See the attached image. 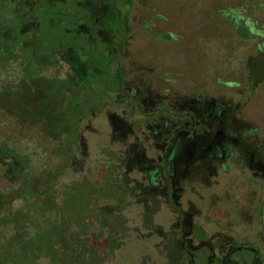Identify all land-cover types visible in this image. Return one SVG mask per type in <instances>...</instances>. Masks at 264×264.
<instances>
[{
  "label": "rangeland",
  "instance_id": "rangeland-1",
  "mask_svg": "<svg viewBox=\"0 0 264 264\" xmlns=\"http://www.w3.org/2000/svg\"><path fill=\"white\" fill-rule=\"evenodd\" d=\"M15 8L32 10L21 35ZM1 12L2 37L16 44L0 65V131L33 125L48 138L35 165L58 169L30 182L19 159L0 156V217L16 215L10 246L28 253L18 264H224L230 234L245 224L247 186L238 197L199 161L179 205L170 199L178 104L164 89L193 98L238 83L264 116V0H0ZM175 121L173 151L191 152L203 124ZM213 160L221 183L222 159Z\"/></svg>",
  "mask_w": 264,
  "mask_h": 264
},
{
  "label": "flooded vegetation",
  "instance_id": "flooded-vegetation-1",
  "mask_svg": "<svg viewBox=\"0 0 264 264\" xmlns=\"http://www.w3.org/2000/svg\"><path fill=\"white\" fill-rule=\"evenodd\" d=\"M233 21L237 26L236 30L242 36H247L243 32L245 27L240 25L244 19L239 16ZM230 85L233 86L232 83ZM235 87V93L233 91L229 95L224 93L221 87V94L214 92L215 96H212L202 90L201 94L194 92L193 98H189V95L180 90L171 91L168 87L164 89L167 95L172 97L173 103L178 104H174V109H170V199L179 205L177 197L186 195L190 183L187 181V171L192 164L199 161H205L212 167V183L223 186L227 182H233L236 190L234 194L238 197L243 194L241 186H247L248 209L245 224L240 229L236 227L230 234L227 243L231 246L223 255V263L264 264V116L257 113L256 105L253 108L250 105L252 90L247 91L249 94L244 97V90L238 87V83ZM257 106L264 109V102ZM177 118L193 119L203 124L201 139L196 141L197 144H194L191 152L173 151L174 141L182 126L176 123ZM216 157L222 159L221 168L225 172L221 183H217L215 178L217 167L213 159ZM196 168L201 170L200 164ZM232 173L235 178L229 180L228 177ZM212 191L215 190H209L210 193ZM205 244L204 241L190 248L202 249ZM239 249L247 250L249 257L245 258L239 254Z\"/></svg>",
  "mask_w": 264,
  "mask_h": 264
},
{
  "label": "trees",
  "instance_id": "trees-1",
  "mask_svg": "<svg viewBox=\"0 0 264 264\" xmlns=\"http://www.w3.org/2000/svg\"><path fill=\"white\" fill-rule=\"evenodd\" d=\"M120 1L123 3L130 2V0H120ZM3 10L4 9H2V11ZM8 11H10V13L12 12V15L14 16V19L12 21V26L15 29V32L17 31L18 35H21L20 26H22L21 24L23 20L32 21L33 15L29 14L30 11L32 10H30L29 8H25V9L15 8L12 11L10 9ZM3 14L4 12H1L0 14L2 19L4 18ZM118 20L119 22L123 23V25L127 30L129 29L128 16L126 13L121 14L118 17ZM7 28L8 27L6 26L3 27L1 26L0 28V43H1L0 49H2V52L0 53V65L2 66L7 65V62L9 60L7 57L4 56L5 53H11V48L15 46L14 43L16 44V42L11 43L9 40L2 37ZM18 39H19L18 36L14 37L15 41ZM110 53L112 52L110 51ZM120 71H121V66L119 63L116 72V75L118 76L117 77L118 81L121 80ZM34 76L35 75L29 72L25 73L26 78H30ZM119 97L122 99V96ZM25 126H23V124L20 123L18 125V128L15 131H13L12 136H8L6 134L4 135L0 131V156H4L6 161H11L14 158L19 159L24 165V169H25L24 176L29 178L30 182H35L36 180H38L37 178H43L48 174L52 175L53 177H56V173L58 172V169L55 166H53L52 162L45 163L40 167H37L35 165V160H38L43 155V149L41 148L40 145H42L45 139L48 140L47 136L46 135L44 136L43 132H40L39 130L35 129L33 125L30 126L27 125L26 128ZM15 136H18V138H16ZM32 172H35V174H33ZM57 177H59L58 174ZM69 202H71V200ZM71 203H69L70 209L72 207ZM40 210L43 213L47 212L45 208H40ZM14 216L16 215L11 213V215L0 217V264H14L16 262H17L16 264H18L21 258L28 255L25 249L26 247L24 248L18 245L17 247L16 245L10 246V243L12 242V237L7 236L6 231L9 224L12 221L14 222V218H15Z\"/></svg>",
  "mask_w": 264,
  "mask_h": 264
}]
</instances>
